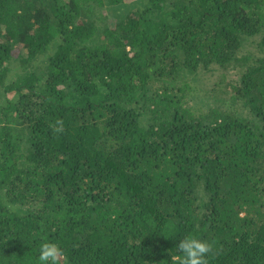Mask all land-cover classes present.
Returning a JSON list of instances; mask_svg holds the SVG:
<instances>
[{"label": "trees", "instance_id": "obj_1", "mask_svg": "<svg viewBox=\"0 0 264 264\" xmlns=\"http://www.w3.org/2000/svg\"><path fill=\"white\" fill-rule=\"evenodd\" d=\"M264 264V0H0V264Z\"/></svg>", "mask_w": 264, "mask_h": 264}, {"label": "clouds", "instance_id": "obj_2", "mask_svg": "<svg viewBox=\"0 0 264 264\" xmlns=\"http://www.w3.org/2000/svg\"><path fill=\"white\" fill-rule=\"evenodd\" d=\"M178 254L172 257L178 264H207V254L212 246L195 235H187L177 241ZM37 264H60L64 256L57 243L45 240L38 249Z\"/></svg>", "mask_w": 264, "mask_h": 264}]
</instances>
